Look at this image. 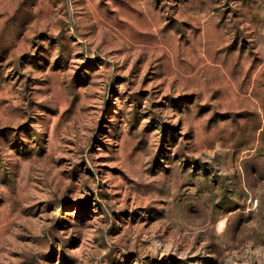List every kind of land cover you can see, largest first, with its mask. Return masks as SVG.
Instances as JSON below:
<instances>
[{
	"label": "rangeland",
	"instance_id": "obj_1",
	"mask_svg": "<svg viewBox=\"0 0 264 264\" xmlns=\"http://www.w3.org/2000/svg\"><path fill=\"white\" fill-rule=\"evenodd\" d=\"M0 264H264V0H0Z\"/></svg>",
	"mask_w": 264,
	"mask_h": 264
}]
</instances>
